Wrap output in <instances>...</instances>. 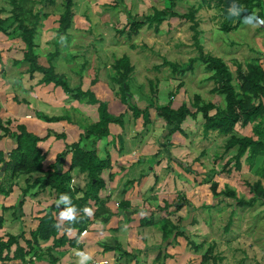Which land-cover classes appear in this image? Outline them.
I'll return each instance as SVG.
<instances>
[{
    "label": "crops",
    "instance_id": "0c3cea01",
    "mask_svg": "<svg viewBox=\"0 0 264 264\" xmlns=\"http://www.w3.org/2000/svg\"><path fill=\"white\" fill-rule=\"evenodd\" d=\"M18 2L22 6L21 15L27 17L28 21H37L36 47L41 49L42 44H46L45 42L49 39L56 40L58 20L64 9V0H18ZM135 4L138 5L139 2ZM129 5L126 0H72V23L65 37L68 35L70 38L72 30L77 29L79 25L87 28L89 24H106L108 25L106 27H110L106 37L100 39V35H96L98 38L94 39L104 40V44L97 45L101 47V51H107L113 60L116 58L115 54L112 55L113 51L120 56V45L124 41L122 39L123 43L117 45L111 39L120 38L121 35H116V32L119 33L122 29L123 26L120 24L123 21H128V11L131 12L133 9V6ZM12 7L11 0L7 2L0 0V18L8 19L7 23L0 28V60H2L0 62H3L5 58H8L11 65L17 61L18 67L15 66L17 70L23 71L29 77V62L22 60L25 42L14 33L16 22L12 23V27L8 26L12 21L10 18ZM122 16L125 20H121ZM116 28L119 29L116 31ZM131 49L136 54L137 49ZM37 52L39 54V51ZM78 54H71L79 62L75 68L70 66L72 72L75 71L80 75L78 83L74 85H80L82 89H91L96 97L107 102L108 110H112L113 114L124 113L123 123L117 125L119 123L110 122L109 134L98 139L96 143L97 154H103L99 156L102 159L108 156L110 164L100 172L103 184L98 190L97 197H89L86 203H83L82 210L90 208L93 214L88 216L85 227L78 230L80 224L73 221L74 224H70L68 220L58 221L59 213L66 210V207L56 206L52 212L59 224L57 235L64 234L67 240L54 247L53 236L34 239L31 232L36 229L40 217L52 207L57 192L50 185L40 189L31 187L29 192H22L29 174L21 173L15 178H10L4 176L6 173L1 169L3 171V176L0 177L1 183L8 192L0 193V214L4 218L0 227V238L6 240L8 233H22L23 236L19 237L18 243L24 247L25 252L23 256L12 257L13 250L16 248L14 242L9 251L4 249L0 253V264H79L77 255L79 252L91 254L92 259L88 261V264L211 263V260H203V254L213 244L209 242L212 239L211 234L214 232L213 228L218 227L214 223L222 215L221 213L227 210L225 204L236 201L235 198L224 194L214 197L210 185L212 181H216L217 190L228 187L235 190L237 196L247 199L250 196L249 181L260 178L264 184V174L261 173L264 168L263 155H257L252 164L245 162L243 156L240 169L234 168L232 157L236 153L237 146L227 151H224L223 147V152L220 153L217 150L221 144L224 146L230 134L221 133L216 129H209L204 133L203 118L199 112L196 115L187 114L181 122L180 129L169 131L171 125L158 116L155 108L150 106V120L144 123L143 116L140 114L135 117L129 108L130 98H126L125 101L122 99L119 91L120 84L113 79L116 75L113 67L114 72L101 63L98 75L91 74L90 77H85L87 83L83 85L80 72H83L88 59L81 60L77 57ZM65 56L68 59L67 52ZM39 62L43 65L48 64V61H42L40 56ZM52 63L55 67L54 59ZM0 71H3L1 66ZM60 73L69 75L68 71L64 70ZM132 73L129 80L132 79ZM33 74L39 76L34 86L37 93L34 91L32 98L21 97V102L6 106L11 113L4 114L0 108V118L2 125L12 131L16 130L18 123H23L28 130L38 135L47 134L44 140L39 142L43 151H46L43 161V167L46 170L55 162L57 154L65 149L67 143L79 139L82 125L98 119V112L96 106H91L94 104L85 102L84 108L88 109L85 114H82L79 111V100L66 102L67 96L64 95L65 91L62 87L54 85L53 82H40L42 73L39 71ZM165 79V81L163 78L159 80L161 83L159 87L167 84L168 80ZM62 91L63 95L60 93ZM131 98L134 99L132 102L141 108L148 105L152 99L158 104H164L170 100L169 98L159 99L155 92L150 100H141L134 93ZM181 103L171 101L172 107H177ZM185 103L193 111L191 104ZM37 112L65 115L67 118L46 121L39 118ZM86 118H89L90 122L84 121ZM8 119L11 120L9 124H7ZM235 129L238 135L253 133L250 124L245 126L236 124ZM53 132H62L64 137H56ZM215 134H220L223 138L220 145L214 139ZM166 136L169 138L168 145H162ZM120 137L122 140H119ZM41 143L45 147H42ZM15 145L14 137L0 127V150L8 152ZM70 155L71 152H67L62 157L63 170L69 168ZM215 158L217 163L220 160L224 161L221 169L225 168L223 171L226 172L225 174H211ZM231 166L238 175L243 174L242 182L245 186L241 192L238 186L242 185L229 182V179L234 178V175L229 178V175L234 172H231ZM246 173L253 179L246 178L244 176ZM71 175L69 184L76 189L74 196L81 198L86 188L87 174L74 167L71 169ZM35 189L37 192L31 193ZM224 198L227 201L223 202ZM80 210L75 209V216ZM229 212L232 213V208L227 210L228 215ZM163 219H169L176 227L170 230L166 237L163 235ZM181 227L182 229L177 232V229ZM217 232L220 231L217 230ZM29 240L27 244L26 241ZM6 254L9 257H5ZM210 256L213 258L215 254Z\"/></svg>",
    "mask_w": 264,
    "mask_h": 264
},
{
    "label": "trees",
    "instance_id": "16d2710c",
    "mask_svg": "<svg viewBox=\"0 0 264 264\" xmlns=\"http://www.w3.org/2000/svg\"><path fill=\"white\" fill-rule=\"evenodd\" d=\"M12 15L11 22H16V26L19 29V36L25 42V49L23 51L22 60L29 62V75L33 72L39 71L42 73L39 81L44 83L53 82L54 85L62 87V89L69 93L72 98L79 101H84L89 104H94L98 112V119L86 125H82V132L79 139L75 142L67 143L64 150L57 154L56 160L46 170L43 167V161L46 156V151L38 144L39 141L44 139L46 135L41 136L27 129L23 123L16 125V130L12 131L10 128L2 125L0 118V127L4 132L9 133L12 137H16V145L11 148L10 151L4 152L0 150V170H4L6 175L10 178H14L21 173H28L29 177L26 179V186L22 192H29V188L37 187L38 189L50 185L54 187L57 192L56 199L43 216L40 217L39 223L31 232L34 239L37 237L49 238L53 236V246L60 245L65 239V235L58 236V223L54 218L53 209L57 206V201L62 194H67L70 199V204H61L67 208L72 207L74 209H81L74 221V223L80 224L78 230L85 227L88 215L82 210L87 199L89 197H97L99 188L103 184V180L100 176V172L103 168L109 166V157L102 159L97 154L96 143L98 139L106 137L109 134V123L116 122L120 125L123 123L124 113L113 114L108 110L107 102L96 97L95 93L91 89H82L80 85H70L67 77L64 73H59L55 70L51 57L59 53L58 47L53 52H50V61L47 65H43L39 62V54L35 50L37 34V21H28L27 17L21 15L22 6H20L18 0H11ZM243 2V11L238 17V21L241 18L250 13L254 7L259 9L257 15L264 19V2L263 0H241ZM168 5L165 8H154L151 13L144 16L143 20H146L149 24H154L157 29L160 23L169 18L170 16L177 15L181 17H188L193 20L191 25L194 30V38L197 40L198 30L196 29V21L194 20V8H190L187 13L178 14L172 8L175 5V0H167ZM64 9L59 17V25L57 27L58 35L64 36L67 29L72 23V0H64ZM231 20L233 17L229 18ZM235 17V16H234ZM8 19L0 18V28L7 23ZM143 23L141 19H138L135 15H132L128 11V21L124 25L120 32H125L127 35L137 33L138 27ZM227 21L224 23V29H229ZM59 43V42H58ZM59 46V45H58ZM200 48V53L197 56L190 57L185 63L179 64L175 61L165 60L168 65L171 66L173 72L184 73L186 70L192 69V64L195 60H201L204 65L212 71L210 78L215 82L212 90L218 93H222L224 97L223 103H215L210 100H203L200 94L195 93L193 100L191 101V107L194 108L191 111L190 107L182 102L177 107H172L171 100L164 104L155 103L154 99L148 103L144 108L139 107L137 104H130V109L133 115L136 117L142 115L144 123L150 120L149 107L153 106L158 116L165 119L166 123L171 125V130L180 129L181 122L187 114L196 115L201 113L203 121V132L206 133L209 129H216L217 131L225 134H230L226 142L224 143V151L229 150L233 146L236 147V153L233 155L234 166L236 169H240L242 163V157L244 156L245 162L252 164L254 158L257 155H263L264 157V67L261 65L258 59L248 60L245 63V67H242L240 62H236V81H234V72L229 65L217 55L204 53ZM60 48V47H59ZM112 67L115 71L113 79L120 84L119 91L124 101L126 98H131V93L128 85V78L133 70V66L130 63L129 57L126 54L115 58ZM39 118L46 121H57L60 119H66L65 115H48L43 112L36 113ZM11 120H7V124ZM236 124L245 126L251 125L252 134L250 135H238L235 129ZM56 137H64V133L53 132ZM14 135V136H13ZM85 139V141H83ZM67 152H71L69 168L63 170V158ZM229 162V161H227ZM227 162L225 164H227ZM5 163V164H4ZM59 164V166H58ZM77 167L80 171L86 172L88 180L86 188L83 191L81 198L74 196L76 192L75 187L69 184L71 179V169ZM262 174H264V168H262ZM7 177V176H6ZM250 196L245 199L242 196H237L235 190L231 188H225L224 190H217V182L212 181L210 187L213 191L214 197L219 195H227L235 198L237 204H253L257 198H261L264 202V184L260 178H255L248 182ZM37 189V190H38ZM8 189H5L0 179V193H6ZM36 189L31 193H36ZM3 215L0 214V227L3 224ZM70 224L72 221H69ZM176 228L169 219H163L162 229L164 237L168 232ZM177 229V232L181 230ZM20 234L8 233L6 240L0 238V253L4 249L10 250L11 244L16 243V248L13 250L12 257L18 255H24V247L19 245ZM27 244L29 241H26ZM30 244V243H29ZM52 248V246H51ZM211 248H207V251L203 254V260L207 259ZM5 257H9L8 254ZM52 260H55L51 257ZM54 262V261H53ZM209 264V263H205Z\"/></svg>",
    "mask_w": 264,
    "mask_h": 264
},
{
    "label": "rangeland",
    "instance_id": "374dc122",
    "mask_svg": "<svg viewBox=\"0 0 264 264\" xmlns=\"http://www.w3.org/2000/svg\"><path fill=\"white\" fill-rule=\"evenodd\" d=\"M3 1L7 2V0ZM126 1L130 4L129 6H133L130 13L141 19L143 23L138 27L137 33L129 36L125 32H116V35H121L119 36L120 38L113 37L111 41H115L117 45H120L123 43L121 42L123 39L124 43L120 45L122 49V51L121 49L119 50L120 54H126L133 65L132 79H128L131 96L134 93L141 100H150L155 92L159 99L165 100L169 98L171 101L177 103L185 101L190 105L193 95L198 93L203 100L223 103V94L212 90L215 85L214 80L210 78L212 71L201 60H195L192 64V69L186 70L184 73H173L171 66L165 61H175L179 64L187 62L190 57L199 55L200 48L198 43L201 46L202 52L220 56L225 60L234 72V81H236V62H240L242 67H245V63L254 58L258 59L264 67V19L257 15L259 11L257 7H254L250 13L244 15L247 16L254 13L257 18L254 23L246 24L242 22L244 16L241 18V21H238V17H233L231 20H228L227 17L229 15V8L233 5H236L237 8L243 7L241 0H175V5L172 9L178 14L187 13L190 8L195 9L194 20L197 23L195 26L198 30L196 40L193 35L194 30L191 27L193 20L188 17L170 16L163 20L157 29L154 24H149L146 20H143L144 16L151 13L154 8H165L168 5L167 0ZM138 2V5H134V3ZM121 20H125L124 16L121 17ZM226 21L230 23V27L227 30L224 29ZM126 22L127 20L123 21L120 25L124 27ZM12 23L8 26L12 27L15 24ZM106 26L108 25L97 23V25L89 24L87 28H84L79 25L77 29L74 28L72 30L70 38L68 35L66 37L65 35L61 36V38L58 35L56 40L49 39L45 42L46 44H42L41 49L40 47H36L35 50L39 51L40 59L45 62L47 59L50 61V52H53L58 47L60 49L59 53L55 54L51 59L55 61L56 71L59 73L63 70L68 71L69 75L66 77L72 86L78 83L80 75L70 70V66L75 68L79 64L74 58L75 56H71V54L75 55L79 53L77 57L81 60L84 59L85 61V59H88L83 72H80L83 85L85 86L87 83L85 77H90L89 75L91 74L97 76L101 63H104V65H107L112 70L111 64L114 59L112 60L107 51H101V47L97 45L104 44V40L98 41V39H94L98 38L96 35H100V39L106 37V34L110 31V27ZM15 27L14 33L15 35H19V29L16 25ZM117 29L119 28H116V31ZM38 41L40 42V38H38ZM131 48L137 49V55ZM66 52L69 55L68 59L65 56ZM82 53H84V56H82ZM116 53L113 51L112 55L115 54L116 58L121 56L116 55ZM140 53L142 55H138ZM16 62H13V66L8 62V58L0 62L1 69L3 70L0 71V108L4 111V114L11 113L6 106L21 102V97L23 99L25 97L32 98L34 91L37 93L34 86H36L35 82L39 76L33 74L28 77L23 71L17 70L18 64ZM162 78L163 81L166 80L165 78L168 81L166 85L159 87L161 84L159 80ZM60 93L63 95V91ZM64 95L67 96L66 102L75 99L67 92ZM133 100L130 98L129 103L132 104ZM84 103L82 100L78 104L79 111L82 114H85L88 109L84 108ZM91 106L95 107V105ZM23 107L25 108V106ZM110 112L113 113L112 110ZM87 120L89 118L84 119V121ZM237 128L239 127L237 126ZM14 139L16 143L15 136ZM214 139L220 145L223 138H221L220 134H215ZM119 140H122V138L120 137ZM167 140L169 138L166 136L162 145H168ZM41 145L45 147L43 143ZM223 147V144H221L217 148L219 153L223 152ZM98 155L102 156L103 154ZM216 161L215 158L211 174H225L226 172H223L225 168L221 169L224 161L220 160L218 163ZM232 171H234L233 166H231ZM232 175H234V178L229 179V182L235 185H242L238 186L241 192L245 186V183L242 182L244 179L243 174L239 173L238 175L234 171L229 175V178ZM1 176H3V173ZM244 176L250 180L253 179L247 173ZM218 177L220 178V176ZM219 181L222 183L221 178ZM223 200V202L227 201L226 198ZM225 207L227 210L232 208V213L230 214L229 212L228 215L227 210L223 211L222 215L214 223L218 227L213 228L214 232L211 234L212 239L209 242L213 244L210 246L211 252L209 256L215 254V257L211 258L210 256V258H207L209 261L211 260L209 264H264V202H262V199L257 198L253 204L229 203L225 204ZM212 222L213 217L211 218ZM217 230L220 232H217ZM218 257L221 258L218 259Z\"/></svg>",
    "mask_w": 264,
    "mask_h": 264
},
{
    "label": "clouds",
    "instance_id": "9594fccd",
    "mask_svg": "<svg viewBox=\"0 0 264 264\" xmlns=\"http://www.w3.org/2000/svg\"><path fill=\"white\" fill-rule=\"evenodd\" d=\"M242 11H243L242 8H237L236 5H233L232 7L229 8V18L234 17V16L239 17ZM256 19L257 18L255 14L253 13L251 15L244 16L242 22L246 24H252L255 22ZM61 204H65V205L70 204V199L67 194H62L59 197V200L57 201V207H60ZM84 212L88 216H91L93 214L90 208H85ZM75 219H76L75 209L72 207H69L66 210H62L58 216V221H61V222L65 220L74 222ZM77 255L79 256V264H88V261L92 259V256L90 253L79 252L77 253Z\"/></svg>",
    "mask_w": 264,
    "mask_h": 264
},
{
    "label": "water",
    "instance_id": "95a60500",
    "mask_svg": "<svg viewBox=\"0 0 264 264\" xmlns=\"http://www.w3.org/2000/svg\"><path fill=\"white\" fill-rule=\"evenodd\" d=\"M61 159H62V157H61L59 160H61ZM58 166H59V164H58ZM2 172H3V171L1 170V171H0V174H2Z\"/></svg>",
    "mask_w": 264,
    "mask_h": 264
}]
</instances>
